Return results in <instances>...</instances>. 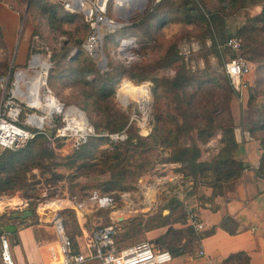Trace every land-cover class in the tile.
Instances as JSON below:
<instances>
[{
	"label": "trees",
	"instance_id": "trees-1",
	"mask_svg": "<svg viewBox=\"0 0 264 264\" xmlns=\"http://www.w3.org/2000/svg\"><path fill=\"white\" fill-rule=\"evenodd\" d=\"M208 6H211L212 10H208ZM30 7H35L37 11L41 9L42 15L54 27L61 28L66 24H74L80 29L87 28L81 17L66 14L59 7L44 0H31ZM250 7H260L261 10L255 16H248L246 23L233 35L241 40L243 58L249 63L256 64L259 82L249 88L253 92L249 106L254 107L257 96L264 97V0H184L181 3L177 0H160L130 30V34L137 38L139 32L146 37L148 45L144 47L143 57L149 54L151 58L147 61L142 59L128 69L109 60L107 71L101 73L96 64L82 51L81 38L74 39L72 43L66 42V46L60 48L52 46L50 61L53 65L48 71L47 86L51 93L68 87L75 89L74 94L76 93L77 97L73 103L85 113L88 125L93 129V134L87 137L86 142L73 149V152L64 159L63 166L74 170L72 178L91 179L107 176L101 185L104 192H126L134 189L137 180L153 170L159 160L163 164H181L182 169L195 178V187L200 183L204 185V177L211 176L212 181L207 183V186L212 189V198L231 189L246 167L239 159V144L235 139L232 118L228 111H226L228 119L220 116L215 97L213 98L215 92L210 90L213 87L224 89L223 91L228 93L224 102L228 101L234 94L233 87L228 85L230 83L228 77H225L226 87H222L219 80L213 76H193L184 70L179 71L170 81L159 80L154 75L158 69L169 67L177 60L175 41L164 40L161 27L171 23L195 22V26L206 30L211 47L215 49L217 45L224 44L231 37L225 29V18L233 12ZM36 30L37 37L45 38L42 32ZM61 33L64 31L57 32V35L61 36ZM44 40L46 41V38ZM111 42H114L112 36L106 35L105 48H108ZM151 42L153 44L149 45ZM72 48H75L76 54L69 58ZM0 49L3 53L7 51L1 27ZM5 69L7 65L3 62L0 64V72L3 73ZM124 78L136 85L152 82L155 94L159 90L170 88L169 91L165 89V92L175 96L174 110L181 116V120L171 115V108L166 107L167 110L163 111L161 105L163 100L155 95L156 112L152 132L148 136L139 135L135 123L115 102L116 87ZM166 99L168 100V97ZM258 117V121L248 129V134L259 141L262 153L255 172L257 176L264 177V104ZM192 131H196L203 143L217 132L221 134L222 147L210 162L199 161L201 149L196 144L189 147L180 144V138ZM120 133L126 135L123 141L112 143L107 136ZM52 139H55L54 135ZM47 140H49L47 134H37L23 148L17 151L6 150L0 154V194L10 192L12 195L26 188L28 172L36 167L41 168L44 157H55L53 151L44 147ZM109 142L110 148L100 149L103 144ZM159 147L167 153L162 159L157 153ZM59 166L61 165L54 164L55 168ZM110 197L113 198L114 195ZM170 208L172 211L169 216H162L160 213L148 217L145 221L132 219L134 226L121 233L120 237L131 239L134 233L141 235L144 231L166 226L174 211L177 214L175 220L187 221L181 202L172 200ZM29 211L32 213L33 209ZM205 235L207 234L196 233L190 225L183 230L169 228L160 239V245L175 257L191 252L189 249L195 247V242ZM117 237L114 236L115 246L118 244ZM74 245L76 246L75 243ZM230 262L247 264L248 258L239 253L230 256L223 264Z\"/></svg>",
	"mask_w": 264,
	"mask_h": 264
},
{
	"label": "rangeland",
	"instance_id": "rangeland-1",
	"mask_svg": "<svg viewBox=\"0 0 264 264\" xmlns=\"http://www.w3.org/2000/svg\"><path fill=\"white\" fill-rule=\"evenodd\" d=\"M30 1L31 0H0V4L8 7L19 17L13 47L9 49L7 48L6 53H3L0 49V64L5 62L7 65V69H5L3 73L0 72V75L11 71L12 82L14 81L15 72L18 70H23L25 74L30 76L34 75L36 69L30 68L29 66V62L33 55L37 54L43 60L47 61L50 64V69L53 65L50 61V48L52 46L58 48L64 45L66 46V42L72 43L74 42V39L76 40V38H81L82 44L88 33V27L86 29H80V27L77 28L78 26L74 24H66L61 26V28H58L57 26L54 27L53 24H51L49 20L42 15L41 9L37 11L35 10V7H30ZM159 1L160 0H145L141 11L136 8L133 11L128 12L126 15L123 13L122 15L124 17H116L110 9L108 16L116 19L121 26L109 33L114 39V42H111L108 48H105V43L103 42L102 55L106 58V65L103 68L100 67L102 55L96 56L95 58L88 56L96 64L101 73L107 71V62L109 60L114 64L128 69L130 66L142 59L147 61L151 58V55L149 54L143 57L145 52L144 47L148 45L146 43V37L141 35V32H139V37L137 38L136 36L130 34V30L132 26L134 24L137 25L146 12L151 10L152 6ZM177 1L178 3H181L182 1L184 2V0ZM44 2L51 4L50 0H44ZM207 9L212 10V7L208 6ZM260 10V7H250L248 9H241L240 11L233 12L227 16L225 18V29L227 30V33L231 34V37L229 38L236 37L233 35L234 32L246 23V18L248 16L252 17L257 15ZM36 29L44 34L46 41L44 40L45 38L41 39L39 36H36ZM61 30H63L64 33H61L62 35L58 36L57 32L59 33ZM160 31L165 37L163 38L164 40L171 39L175 41L177 60L169 67L158 69L154 75L155 78L170 81L179 71L184 70L193 76H213L219 80V85L226 87L227 84L225 83V77L227 76L225 75L223 68L226 61L233 58V54L227 50L221 51L218 47L219 45H217V48L215 49L212 48L209 35L204 28L195 26V22L193 24L181 22L166 24L161 27ZM26 36L28 38L26 61L23 65L18 66L16 61L19 56L21 45ZM123 40L126 41L124 44L126 46L124 47L121 44ZM152 44L153 42L149 45ZM74 49L75 48H72L70 50L68 55L69 58L71 57V51ZM146 51L148 53V49H146ZM250 64L252 66V71L247 77H245L244 81L241 82V90L237 91L233 88L234 94L231 95V98L228 101L224 102V99L227 98L226 94L228 95L226 91H223L224 89H217V87L210 89L215 92L213 98L215 97V102L218 105L217 110L220 112V116L225 120L228 119V114L226 113V111H228L238 135L239 133L242 135L243 130L248 132V129L253 127L254 123H256L259 119L258 116L261 111V107L264 104V97L257 96L254 101V107L251 105L249 106V102L253 97V92L249 90V88L259 82V76H257L256 73V64ZM192 67H194V70H192ZM124 81H127L134 86H146L150 94V107L148 110V116L145 120H143V113L140 112L141 110L134 101L128 103L127 106H124L121 103L118 90ZM228 85L229 87H233L231 82ZM153 86V83L149 81L136 85L134 82L124 78L120 81L115 90V102L117 106L120 110L129 115V119L135 123V128H137V132L141 136H148L152 132L153 119L156 112L155 95L162 98L161 101H163L161 102V105L163 111L167 110L166 107L171 108V115H174L181 120V116H179L174 110L176 107V100H174L175 96L173 94H166L165 92V89L169 91L170 88L167 87L163 90H159L155 94L153 92ZM74 90L68 87L60 90L57 89L56 92L53 91L52 93L55 99L65 105L61 115H53V122L57 126H64L66 124L63 116L65 111L70 107H76L73 103L74 98L77 97V94H74ZM57 92H60V94ZM40 93L46 95L45 91L42 89L40 90ZM166 97H168V100ZM23 107V114L21 116V123L23 124H25L26 114L35 112L40 116H46L39 110L36 111L32 108H27L24 105ZM72 113L73 111L69 114L74 115ZM84 117L87 120L85 113ZM46 118V121H48V117ZM73 118L75 119H71V121L77 120L76 116H73ZM44 127L51 128L52 126L49 123V126L48 124H45ZM67 134L72 135L70 132ZM107 136L111 139L110 135ZM219 137L221 139V134L217 132L207 142L203 143L196 131H192L188 135L180 138V144L185 147L196 144L201 149V157L199 161L210 162L222 147V145L219 146V144H221L220 140L219 143L216 142ZM256 141L259 144V141ZM69 142L70 137L66 140L60 141L49 138V140L44 143V147L53 151L55 157H44L41 168L36 167L28 172L25 181L27 185L26 188L15 192L12 195L10 192L0 194V228L4 227L5 224L33 227L35 233H38L37 236H39L41 241L46 243L54 242L56 244L57 239L53 232L52 220L53 216L57 214L63 219L66 234L74 243H76V241L79 240L81 232L77 222V215L71 208L73 206L72 204L75 205L76 203H79L81 208L78 210L79 212H82L85 217H88L89 222L91 221L89 228L92 230L96 225L109 224L108 222L110 221L111 212H120V214L124 216L122 222H119V218H116L115 222L118 221L120 224L128 220L142 218V214L147 211L143 202V196L145 195L148 199L150 196H154V198H159L161 201H165L166 198L171 201L177 200L181 202L182 205L195 203V191H198L201 183L195 187V178L188 175V172L182 169L181 164H163L158 160L153 170L139 178L134 189L126 192H104L101 185L104 181H106L107 176L91 179H73L72 176L74 174V170L63 166L65 157L73 152V149L70 148ZM110 146L111 144L109 142L103 144L100 149L110 148ZM157 153L160 154V159L167 155L166 151L161 147L158 148ZM54 164H59L61 166L55 168ZM167 175L170 176L168 177ZM203 181L206 183H204V185H207V183L212 181V177H204ZM110 195H114L113 198L116 201L112 208H97V206L93 204L95 198ZM121 195L128 196H123V198ZM68 201L72 204L70 205L69 203V206L67 207L66 204L68 203L66 202ZM24 202L28 204L26 208L21 206V203ZM54 202L58 203L57 207L48 206V203ZM29 209H33V215L31 217H27L24 220L13 219L14 214H21L23 210ZM163 209L164 207L160 204L157 210V215L162 213ZM132 211L136 214L130 213ZM131 224L134 226L133 223ZM128 230H130V228H128ZM121 233L122 231L116 239L119 245H136L138 242L144 241L141 239V235H136L135 233L132 235L133 238L131 239H122L120 237Z\"/></svg>",
	"mask_w": 264,
	"mask_h": 264
},
{
	"label": "crops",
	"instance_id": "crops-1",
	"mask_svg": "<svg viewBox=\"0 0 264 264\" xmlns=\"http://www.w3.org/2000/svg\"><path fill=\"white\" fill-rule=\"evenodd\" d=\"M18 19L15 12L0 4V27L8 49L13 47ZM27 51L28 38L26 36L16 61L18 66L23 65L26 61ZM235 139L239 144V159L245 163V170L232 184L231 189L224 191L222 195L212 198V189L203 184L198 188V191L196 190L197 192L195 191V203L192 204L195 205L199 221L202 224L200 234L207 235L195 242V247L189 249L193 251H191L192 253L187 252L172 257L171 262L167 264H223L230 256L239 253H243L248 258L247 264H264V177L257 176L255 172L259 165L261 150L258 142L251 138L245 130L242 131V135L240 133L238 135L235 129ZM219 140L220 137L216 142L219 143ZM143 197L147 211L142 214L143 217L140 219L145 221L148 217L157 215L160 204L164 207L161 215H170L171 200L166 198L165 201H161L154 196H150L148 199L146 195ZM66 203H68L66 204L68 207L70 202ZM75 213L81 232L79 240L75 244L77 245L76 249L82 250L91 231L89 228L91 221L89 222L88 217H85L79 210ZM130 213L136 214L134 211ZM176 215L174 211V215L166 226L144 231L141 234V239L144 241L137 244L147 242L156 248L166 250L161 247L160 239L165 236L168 229L183 230L189 226L187 221L175 220ZM120 216H123L120 212H111L108 222L115 225L116 237L121 231L123 233L131 228V223H133L128 220L120 224L119 222H122L123 218L121 221L115 222L116 218ZM223 224H225L224 227ZM15 227L14 233H3L6 237L8 236L15 264H55L58 262L57 246L54 242L41 241L33 227ZM116 246L118 250H122L134 245L116 244ZM200 249L204 252L203 257L198 255ZM232 262L230 264H236Z\"/></svg>",
	"mask_w": 264,
	"mask_h": 264
},
{
	"label": "built area",
	"instance_id": "built-area-1",
	"mask_svg": "<svg viewBox=\"0 0 264 264\" xmlns=\"http://www.w3.org/2000/svg\"><path fill=\"white\" fill-rule=\"evenodd\" d=\"M50 2L66 14L81 17L88 27V33L81 48L91 58L102 55L105 36L121 26L116 19L108 16L110 9L116 17L121 16L122 8L120 9L121 6H118L117 0H50ZM133 2L137 3V1ZM125 43L126 41L123 40L121 43L123 47L126 46L124 45ZM218 47L221 51L227 50L233 54V58L226 61L223 69L233 88L237 91L241 90V82L252 71L251 64L242 56L241 40L232 37ZM75 54L76 50H73L70 56L72 57ZM36 55H33L32 58ZM37 70L39 71L40 69H36L35 72H38ZM192 70H194V67H192ZM20 71L23 70L15 72L13 82L11 80V71L0 75V154L6 150L17 151L23 148L37 134H47V130H53L55 139L66 140L70 137L69 144L71 149H77L80 145L84 144L87 137L93 134V129L87 123L84 132L75 134L70 132L72 135L67 134L69 131L62 130L68 123L65 113L63 116L66 124L64 126L54 124L53 115H61L64 107L63 109L61 108L60 113L52 112L48 117V121L45 118L46 124L49 126L50 123L51 128H45V124L37 126L35 119L40 115L35 112L26 114L25 124L21 123L23 105L30 108L26 99L31 94L29 79L34 75L25 74L24 79L17 80L16 74ZM45 77L47 79V71ZM46 79H44V82L40 86V90H44L46 95L53 96L47 87ZM110 137L112 139L111 142L114 143L123 141L126 135L121 133L110 135ZM115 202L114 198L105 196L95 198L93 204L97 208L110 209L114 206ZM27 205L26 202L21 203L23 208H26ZM72 205L75 212L81 208L79 203ZM184 210L189 225L196 233H200L202 224L199 221L195 205H184ZM52 223L53 232L57 239L56 246L59 256V260L55 264H167L172 260V256L168 251L156 248L147 242L117 250L114 239L117 229L112 222L106 225L94 226L82 250L76 249L77 245L75 246L72 239L66 234L63 219L60 215L55 214ZM198 255L204 256L202 249L199 250ZM0 262L1 264H15L9 241L5 234L0 235Z\"/></svg>",
	"mask_w": 264,
	"mask_h": 264
},
{
	"label": "bare ground",
	"instance_id": "bare-ground-1",
	"mask_svg": "<svg viewBox=\"0 0 264 264\" xmlns=\"http://www.w3.org/2000/svg\"><path fill=\"white\" fill-rule=\"evenodd\" d=\"M131 1L143 2V0H117L118 6H121L120 9L122 8L121 17L123 16L122 15L123 13L126 15L128 12L133 11L136 8L140 10L141 6L137 5V3L139 2L136 3ZM144 3L142 5V8L144 6ZM29 66L30 68L40 69V71L35 72L34 76L31 79H29V83L31 85V94L26 99V102L30 108L36 111L39 110L46 115L45 117L39 116L38 118L35 119L37 126H41V124H46L45 118L49 117L52 112L60 113L61 106L53 96L43 95L40 93V86L44 82V79H46L45 73L49 68V63L43 60L40 56L36 55L31 59ZM16 76H17V80H22L25 78V72L20 71L16 74ZM118 94L120 97V101L124 106H127L128 103L134 101L141 110L140 112L143 113L144 116L143 120L146 119L150 107V94L146 86H142V85L134 86L133 84L124 81L118 90ZM71 111H73L72 114L74 115L69 114ZM65 116L68 119V123L66 126H64V128H62L63 131H69L73 134L85 131L86 122L84 120L83 115L77 109L73 107L68 108V110L65 112ZM73 116H76L77 120L71 121V119H75L73 118ZM48 206L57 207L58 203L57 202L48 203ZM123 217L124 216H120L119 220L121 221Z\"/></svg>",
	"mask_w": 264,
	"mask_h": 264
},
{
	"label": "water",
	"instance_id": "water-1",
	"mask_svg": "<svg viewBox=\"0 0 264 264\" xmlns=\"http://www.w3.org/2000/svg\"><path fill=\"white\" fill-rule=\"evenodd\" d=\"M131 2H133V1H131ZM137 2H139V3H137V5L141 6L140 10H142V5L145 1L143 0V2H141V1H137ZM105 65H106V58L104 55H102V62H101L100 67L103 68ZM49 67H50V64H49ZM56 101L60 104L61 108L63 109L64 105L62 103H60L57 99H56ZM73 108L77 109L84 117V113L80 109H78L76 107H73ZM84 120L87 123V120L85 117H84ZM47 136H48V138H52L53 137V130H47ZM31 216H32V213L29 210H25V211H22L21 214H14L13 218L24 220L27 217H31ZM15 231H16V227L14 225H8V226H5L3 228H0V235L3 233H14Z\"/></svg>",
	"mask_w": 264,
	"mask_h": 264
}]
</instances>
